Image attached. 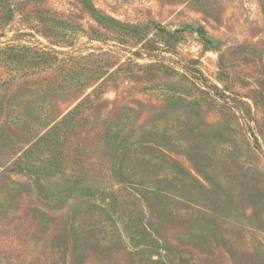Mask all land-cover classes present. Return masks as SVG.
I'll use <instances>...</instances> for the list:
<instances>
[{"label":"rangeland","instance_id":"374dc122","mask_svg":"<svg viewBox=\"0 0 264 264\" xmlns=\"http://www.w3.org/2000/svg\"><path fill=\"white\" fill-rule=\"evenodd\" d=\"M90 1L0 0V264H264V0Z\"/></svg>","mask_w":264,"mask_h":264},{"label":"trees","instance_id":"16d2710c","mask_svg":"<svg viewBox=\"0 0 264 264\" xmlns=\"http://www.w3.org/2000/svg\"><path fill=\"white\" fill-rule=\"evenodd\" d=\"M3 1H5L6 3L9 2V0H3ZM78 1L85 7V9L90 13V15L98 23L104 25L105 27H108V23L106 22L105 17L101 14L100 11H98L96 9V7L92 4V2L90 0H78ZM66 27L67 28H71V26H66ZM69 120H70V117L68 116L67 118H65L64 121L60 122L58 125L54 126L49 131L50 132V134H49L50 136H48L49 137V140L47 141L48 143H52V144L56 143V146L57 147L61 146V144L63 143V138H61L62 137L61 133H63V130H62L61 127L67 128L70 125L69 122H68ZM44 143H46V142H44ZM32 166L35 167L36 165L35 166L32 165ZM43 172L46 173V175H48V176L50 174H52V175L54 174V171H52V170H46V169H44Z\"/></svg>","mask_w":264,"mask_h":264}]
</instances>
